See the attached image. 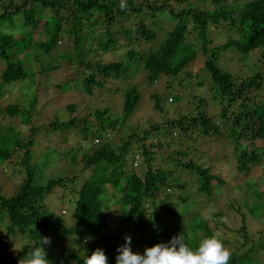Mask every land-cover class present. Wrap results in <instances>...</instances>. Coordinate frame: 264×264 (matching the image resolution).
<instances>
[{
	"label": "trees",
	"instance_id": "trees-1",
	"mask_svg": "<svg viewBox=\"0 0 264 264\" xmlns=\"http://www.w3.org/2000/svg\"><path fill=\"white\" fill-rule=\"evenodd\" d=\"M0 25L6 27H0L3 60L0 100L10 95L6 88L10 82L26 78L31 82L26 87L31 89L22 94L27 106L18 101L5 106L0 103V168L9 162L22 167L15 170L23 174L9 195L0 184V220H6L8 232L18 228L36 242L42 233L51 230L58 238L78 233L84 244L80 254L60 247L58 255L50 258L48 264H126V257L115 240L117 235L106 229L108 219H112L107 203L113 193L121 194L113 203L120 205L124 219L133 220L142 229L146 223L154 227L156 223H151L157 221L158 213V218L165 212L177 213L168 190L173 187L169 183L179 180L172 178L176 172L167 171V166L153 167L152 163L153 155L163 144H174L173 136L177 132L191 133L198 128L203 134H217L218 124L223 123L225 134L235 139L236 166L240 171L247 173L251 165L263 162L264 0H0ZM215 30L225 32L221 40L217 39L220 34ZM65 43L69 48H63ZM125 46L126 51L116 60L104 62L100 58L104 52ZM43 58L55 59L56 66L43 65ZM199 58L202 67L193 72L190 66ZM233 60L240 66L232 65ZM73 63L77 64L75 75L69 82L65 81L73 92L80 90L79 78L83 91L93 97L95 88L100 90L107 81L120 80L122 85L106 87L105 91H119L122 107L113 113L108 104L78 117L74 114L75 102L67 104L70 117L66 120L55 117L46 125V133L50 138L61 135L66 143L70 132L79 139L61 153L56 145L48 146L42 153L45 165L41 169L35 163L39 159L35 158L33 147V134L38 127L31 125L30 134L23 135L11 119L18 118L23 124L31 121L38 99L36 76L53 78L54 71ZM140 64L148 83L164 77L166 87L173 83L185 88L191 82L201 86L204 82L192 77L203 71L210 78L211 102L225 106L214 114L203 110L160 116L157 112L162 111V106L155 93L152 108L156 118L150 115L146 119L148 125L154 126L152 130L128 124L141 103L139 88L135 83L128 85V78ZM54 79L57 87L65 83V78L61 82ZM91 115L94 119H90ZM133 143L138 147H132ZM186 150L181 146L174 148L167 158L176 159L179 169L193 171L198 181L196 190L210 191L211 183L221 179L209 167L192 159L182 161ZM137 151L144 157L143 169L130 164ZM50 163L53 168L56 163L62 167L50 175L52 170L46 169ZM66 181L77 183L73 188V224L50 211L44 200ZM107 183L113 187L111 196ZM182 186L178 184L176 188L183 189ZM178 198L189 203L185 192L176 196L181 203ZM148 207L152 211L144 223L141 215ZM194 214H198L195 209ZM194 214L184 216L180 221L182 226L162 230L159 227L157 240L141 250L139 264L150 263L148 249L156 247L164 235L171 249L164 262L159 259L157 264H198L201 254L221 264H264V260L255 263L245 250L217 254L227 241L213 232L205 215L198 218ZM211 216L220 220L215 221V230L220 227L224 230L226 225L220 219L223 213L216 211ZM189 219L193 226H188ZM245 230L242 224L238 231ZM34 251L29 245H22L11 264L21 256L34 257Z\"/></svg>",
	"mask_w": 264,
	"mask_h": 264
},
{
	"label": "rangeland",
	"instance_id": "rangeland-1",
	"mask_svg": "<svg viewBox=\"0 0 264 264\" xmlns=\"http://www.w3.org/2000/svg\"><path fill=\"white\" fill-rule=\"evenodd\" d=\"M4 29L6 27L1 26ZM220 34L217 39L221 40L224 37L223 31L215 30ZM223 32V34L221 33ZM60 45V44H59ZM63 48H69V45L65 43ZM127 47L119 48L113 52H104L101 54L100 58L106 61L116 60ZM202 58L196 59L194 63L191 64V70L195 72L199 67H202ZM3 60L0 58V67ZM50 63L52 66H56L57 61L55 59H42V64L46 65ZM232 65L240 66L235 60L230 61ZM77 64L73 63L70 66H64V68L54 71L53 78L36 76V87L38 94V99L36 101L35 109L31 121L28 124H23L18 118L11 119L14 120V124L17 125L25 133L30 134L29 128L31 125L38 127L37 132L33 134L35 139L34 153L35 158L38 160L37 163L41 169H44L45 162L42 157V153L45 152L48 146H57L59 152L61 153L63 149L68 145H75L78 141V137L73 135L72 132L69 133L68 143L63 142V136H55L50 138L46 133V125L55 117L61 120H66L70 117V113L66 110V105L69 103L76 104L75 115L78 117L87 115L91 113L94 108H102L108 104L113 113H118L119 108L122 107V96L119 91L117 92H106V87L115 88L122 85L123 82L120 80H109L105 84L104 88L96 90L95 96L87 95L81 88V78L77 80V87L80 88L79 91H74L70 88L69 81L75 74L73 72L76 70ZM142 64L137 68V71L132 74L131 78H128V85L135 83L140 90L141 100L139 107L136 108L134 115L127 122L128 124H138L142 127H152L148 125L146 119L148 116L152 115L156 118V112L153 110L154 98L153 94L158 93V100L162 106V111L157 112L160 116H165L167 114H184L188 111H193L197 113L199 111L214 114L223 108L224 104L219 102L213 103L209 98L210 93V78L208 74L203 71H199L201 74H196L195 80H202L203 85L198 86L196 83L191 82L190 87L182 88L178 84H173L166 87L165 78L160 77L154 83H148L145 74L142 71ZM247 70H244V72ZM250 74V73H249ZM61 82L65 78V82L61 87H57L55 83ZM29 79V78H26ZM16 80L10 82L6 88L10 91V95L7 94L1 98L0 103L2 106L7 105L9 102L18 101L22 105L27 106V102L24 101L23 92H28L31 87L26 88L31 82L26 80ZM54 79V80H53ZM72 81V80H71ZM125 85V84H124ZM123 85V86H124ZM34 86V85H33ZM34 88V87H32ZM32 91V90H31ZM30 91V92H31ZM9 95V96H8ZM28 97V96H25ZM170 97L174 98L170 101ZM90 119H94L91 115ZM220 132L217 134L213 133H201L198 128L192 130V132H177L176 136L173 133V143L174 144H163L156 153L153 155L155 160L152 161L153 167L155 166H167L169 169H174L176 175L172 178L179 179L176 183H169L168 188L170 192V201L174 203L177 208L176 214L168 215L166 212L164 216L158 218L160 213L156 216V222L151 223L152 225L156 223L154 227L147 226L145 228L138 227L134 224L133 220L127 221L121 213V208L119 204L113 203L120 198V195L113 193L111 200L107 204L111 207L109 209V216L112 219L107 221V232L117 235L115 239L119 248L124 253L126 257V264H139L141 258V250L150 246V243L157 240L158 228L166 229L167 227H176L181 225L180 221L187 217V214H194V209L198 214H194L198 218L205 215L208 218L210 227L213 232L221 234V236L227 241L223 243L220 248H218L217 254L229 253L231 250L236 253L239 251H244L254 257V262H262L264 260V155L263 162L260 165H251L247 173L240 171L236 166V144L233 137H228L225 133V127L223 123L218 124ZM223 125V127H222ZM66 135V133H65ZM119 137H116L118 140ZM154 140V139H153ZM181 143L179 146L184 147L187 155L182 156V161H188L192 159L197 164L205 167H209L210 170L217 174V177L221 181H213L210 185V191L204 190L199 192L196 190L198 181L193 171L188 169L181 170L175 164V160H169L168 154L173 151L174 148L177 149L179 146L176 144ZM241 141V145H242ZM262 144V142H258ZM138 147L137 144L132 145V147ZM188 147V148H187ZM264 154V149L262 150ZM136 157L138 159L137 164H133V159L130 164L134 168L143 169L144 162L142 154L137 151ZM14 156V155H13ZM60 157V155H59ZM135 157V158H136ZM61 158V157H60ZM35 159V160H36ZM42 159V160H41ZM131 159V158H129ZM13 161H15L13 159ZM53 163H50L48 168L55 173L62 165L52 167ZM174 165V166H173ZM22 168L20 166L14 167L9 162H4L0 168V184L4 185V191L6 194H11L13 192L14 186L21 180L23 174L15 169ZM59 173H61L59 171ZM71 176L70 172H65ZM60 175V174H58ZM178 184H183L181 188H176ZM77 183L73 184L71 181H66L62 186H56L54 190L45 196L44 200L48 206V209L55 214H59L60 217L66 223H74L72 209L74 201V191L73 188ZM175 187V188H174ZM108 195H112L113 187L107 183L106 184ZM185 192L189 197V203H181L176 200V196L179 193ZM108 196V197H109ZM255 197V198H254ZM161 208V203L159 209ZM65 210V213L63 212ZM163 209V208H162ZM164 210V209H163ZM152 209L148 207L146 212H142L141 219L144 223L147 220ZM216 211H221L223 216L222 223L224 222L226 227L225 230L218 228L215 230V221L220 222L216 218H213L211 214ZM193 215V216H194ZM192 217V216H191ZM161 219V220H160ZM5 221L0 220V264H11L13 258L20 251L21 246L26 244L29 245L30 249L35 250L34 257H19L14 264H48L49 259L56 257L58 255L59 248L63 247L65 250H72L76 253H81L84 244L81 242V238L78 233L73 234L72 237L65 236H55L50 230L47 234L42 233L39 241L30 240L25 234H22L18 228H15V232H8L5 227ZM188 226H193L188 220ZM242 224H245V231H238ZM182 226V225H181ZM149 227V228H148ZM105 229V230H106ZM85 234H88L86 232ZM84 238H87L86 236ZM167 235L160 238V242L156 247L149 248L148 252L150 257V263L157 264L158 260L164 259L169 256V249H171V244L167 242ZM178 241L177 239H175ZM244 242H246L244 244ZM203 257V258H202ZM207 258V259H204ZM198 264H221L216 259H211L205 257L201 254V259Z\"/></svg>",
	"mask_w": 264,
	"mask_h": 264
},
{
	"label": "built area",
	"instance_id": "built-area-1",
	"mask_svg": "<svg viewBox=\"0 0 264 264\" xmlns=\"http://www.w3.org/2000/svg\"><path fill=\"white\" fill-rule=\"evenodd\" d=\"M137 161H138V159H137V157H136L135 160H134V165L137 164Z\"/></svg>",
	"mask_w": 264,
	"mask_h": 264
},
{
	"label": "clouds",
	"instance_id": "clouds-1",
	"mask_svg": "<svg viewBox=\"0 0 264 264\" xmlns=\"http://www.w3.org/2000/svg\"><path fill=\"white\" fill-rule=\"evenodd\" d=\"M170 99V98H169ZM171 100V99H170Z\"/></svg>",
	"mask_w": 264,
	"mask_h": 264
}]
</instances>
